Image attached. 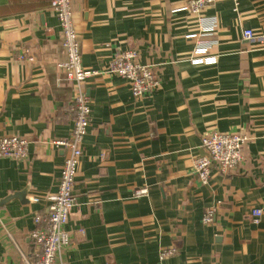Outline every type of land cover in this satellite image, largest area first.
<instances>
[{
	"label": "crops",
	"instance_id": "0c3cea01",
	"mask_svg": "<svg viewBox=\"0 0 264 264\" xmlns=\"http://www.w3.org/2000/svg\"><path fill=\"white\" fill-rule=\"evenodd\" d=\"M187 3L74 0L82 66L99 75L83 85L91 127L66 225L71 242L57 264H264V0H240L237 11L217 0L204 12L219 19L217 62L200 66L189 61ZM129 49L159 83L144 98L106 72ZM26 51L35 63L21 60ZM67 57L52 0H0V139L30 145L24 164L0 158V264H25L34 215L58 190L67 154L49 143L70 138L78 93L57 67ZM213 131L250 141L232 174L213 171L203 185L194 161ZM140 189L147 196L137 198ZM208 209L216 218L204 225ZM170 247L179 253L161 261Z\"/></svg>",
	"mask_w": 264,
	"mask_h": 264
},
{
	"label": "built area",
	"instance_id": "2783aa9c",
	"mask_svg": "<svg viewBox=\"0 0 264 264\" xmlns=\"http://www.w3.org/2000/svg\"><path fill=\"white\" fill-rule=\"evenodd\" d=\"M217 0H188L183 10L189 13L195 23L194 33L187 36L196 41L194 52L189 61L197 66L209 65L217 62V57L211 54V50L218 44L217 30L219 29L218 17L205 16V11L216 4ZM235 4L234 11H237L240 0H231ZM74 0H52V10L64 37V48L68 55L67 60L59 62V67L67 80L77 86L78 93L74 99L76 117L73 123V130L68 139L52 141L49 144L57 149L63 148L66 151L65 165L61 172L58 190L54 194L45 196L48 205L45 209L34 216L35 228L32 230L33 253L27 258L24 255L25 264H57L62 249L71 242L70 233L66 231L69 221V213L75 205L73 197L76 176L83 157L84 138L91 127L92 108L91 100L86 94L83 85L99 72L90 71L82 66L81 39L74 24L73 13ZM254 31L245 30L244 36L248 40L257 38ZM259 43L264 46V36H261ZM139 53L136 50L120 52L111 61L106 72L114 74L126 81L135 98H144L159 89L156 74L150 67L143 66L138 61ZM22 61L35 63L36 58L29 51L22 55ZM202 154L194 161V170L200 182L208 184L212 178V172L224 176L232 174L245 159L243 154L244 146L250 139L243 133L227 132H205L201 137ZM30 157V145L28 140L18 136H7L0 139V158L12 159L16 163L24 164ZM137 198L147 196V190H137ZM38 201V199H36ZM203 217V224L210 225L215 222V211L206 210ZM262 210L253 212L254 222H258ZM177 248H170L160 253V260L164 261L176 256Z\"/></svg>",
	"mask_w": 264,
	"mask_h": 264
},
{
	"label": "water",
	"instance_id": "95a60500",
	"mask_svg": "<svg viewBox=\"0 0 264 264\" xmlns=\"http://www.w3.org/2000/svg\"><path fill=\"white\" fill-rule=\"evenodd\" d=\"M22 196H23V195H22ZM10 198H11V197L9 196V197H8V200H9ZM23 198H24V197H23ZM8 200H3L2 202L5 203V202H7ZM29 202H31L30 199H29Z\"/></svg>",
	"mask_w": 264,
	"mask_h": 264
},
{
	"label": "rangeland",
	"instance_id": "374dc122",
	"mask_svg": "<svg viewBox=\"0 0 264 264\" xmlns=\"http://www.w3.org/2000/svg\"><path fill=\"white\" fill-rule=\"evenodd\" d=\"M170 248H175V247H170ZM178 250V249H177ZM178 253H179V251H178Z\"/></svg>",
	"mask_w": 264,
	"mask_h": 264
}]
</instances>
